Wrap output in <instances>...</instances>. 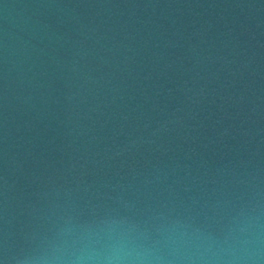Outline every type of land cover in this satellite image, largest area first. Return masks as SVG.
Segmentation results:
<instances>
[{"label":"water","instance_id":"1","mask_svg":"<svg viewBox=\"0 0 264 264\" xmlns=\"http://www.w3.org/2000/svg\"><path fill=\"white\" fill-rule=\"evenodd\" d=\"M0 264H264V0H0Z\"/></svg>","mask_w":264,"mask_h":264}]
</instances>
